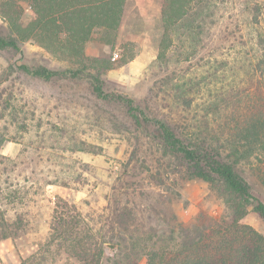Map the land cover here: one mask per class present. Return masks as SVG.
I'll list each match as a JSON object with an SVG mask.
<instances>
[{
	"label": "rangeland",
	"instance_id": "obj_1",
	"mask_svg": "<svg viewBox=\"0 0 264 264\" xmlns=\"http://www.w3.org/2000/svg\"><path fill=\"white\" fill-rule=\"evenodd\" d=\"M162 2L127 0L117 33L105 41L97 30L86 44L91 57L132 56L102 76L104 88L132 97L151 121L138 122L123 103L99 98L87 73L47 79L26 71L76 69L33 40L0 48V264H85L74 231H55L66 227L58 213L100 241L104 264H114L120 238L225 213L222 186L190 175L167 155L156 120L185 135L205 132L207 114L217 128L232 113L240 120L247 101L264 98L257 69L264 0H200L172 29L163 59ZM31 18L27 8L24 21ZM0 29L10 34L1 17ZM213 101L216 108L208 109ZM241 164L264 200V154ZM242 222L264 233V220L251 209Z\"/></svg>",
	"mask_w": 264,
	"mask_h": 264
},
{
	"label": "trees",
	"instance_id": "obj_2",
	"mask_svg": "<svg viewBox=\"0 0 264 264\" xmlns=\"http://www.w3.org/2000/svg\"><path fill=\"white\" fill-rule=\"evenodd\" d=\"M199 1L163 0L164 33L159 58L165 57L172 43V29ZM126 2L0 0V17L10 32L3 36L0 29V48L19 49L21 42L33 40L54 56L71 60L76 69L54 72L43 67L30 70L24 66L26 71L47 79L58 74L77 77L87 73L99 98L123 103L138 122L141 119L151 121L132 97L109 93L104 88L102 76L125 64L132 56L112 60L111 57H91L86 53V44L97 30L108 37L105 41L117 33ZM27 8L32 18L26 22ZM257 69L264 77V53L257 62ZM244 105L240 120L236 119L237 112L232 113L231 120L212 128L207 114L205 132H189V135L176 132L167 123L156 120L165 153L180 159L190 175L221 185L228 207L220 218L201 214L199 222L171 228L169 232L138 237L132 234L128 240L120 238L114 264H138L143 257L147 264H264V233L242 222L250 209L264 220V200L252 192L251 185L239 171L242 160L264 154V98L258 97L257 102L247 101ZM213 106L216 108L215 101L208 109ZM222 151H227L226 156H222ZM57 215L61 224L66 226L55 229L60 233L58 236L65 231H74L72 242H77L82 248L85 264H104V249L100 241L84 235L85 227H77L73 220ZM85 238L87 244H83Z\"/></svg>",
	"mask_w": 264,
	"mask_h": 264
},
{
	"label": "built area",
	"instance_id": "obj_3",
	"mask_svg": "<svg viewBox=\"0 0 264 264\" xmlns=\"http://www.w3.org/2000/svg\"><path fill=\"white\" fill-rule=\"evenodd\" d=\"M116 58V57H115Z\"/></svg>",
	"mask_w": 264,
	"mask_h": 264
}]
</instances>
